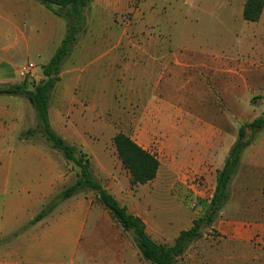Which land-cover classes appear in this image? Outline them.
Listing matches in <instances>:
<instances>
[{
  "label": "crops",
  "instance_id": "1",
  "mask_svg": "<svg viewBox=\"0 0 264 264\" xmlns=\"http://www.w3.org/2000/svg\"><path fill=\"white\" fill-rule=\"evenodd\" d=\"M137 1L138 5L134 6ZM156 1L90 0L84 9L82 32L71 55L63 63L60 80L49 102L50 125L67 143L79 142L82 149H88L90 138L87 139L85 133L88 131L91 135L101 130L100 125H106L101 115L97 120L87 118L79 122L69 118L66 120L65 117L83 106L88 109H106L109 72H105V68L108 61H111L117 71L115 75L122 71L118 63L123 58V48L132 45L133 38L148 45V49L153 50L150 54L159 53L161 60H167V91L175 99L185 101V98L174 92L181 89L185 72H221L220 64L215 61L224 58L202 56L198 61L178 56L165 48L167 20L160 17ZM219 1L208 0V4L196 9L199 12L219 9ZM246 2L226 0L221 6L227 11V18L237 14L243 19ZM127 14L131 15V21L125 20ZM187 15L185 13V20L188 19ZM256 24L259 25L260 35L243 37L238 42L242 58L225 57L232 63L227 72H264V9ZM67 29L65 18L55 15L35 0H0V88L20 85L18 73L27 64H34V76L38 80L42 79V67L48 65L56 54ZM93 52L95 56L92 59ZM239 59L243 62H238ZM86 60H90V63H86ZM165 73L139 72V75L155 83V79H161ZM173 79L175 86L171 84ZM153 90L155 92V89L149 88L139 91L146 94L145 104L151 97L147 93L153 95ZM54 94L57 97L56 114L52 112L51 98ZM167 115V121L172 123L171 119L175 115ZM145 118L149 124L156 122L153 118ZM36 124V111L27 98L0 95V238L29 225L12 243L0 245V264H139L137 259L141 254L135 242V248L125 246L124 237L128 232L123 230L101 203L102 206L95 203L97 200L91 195H75L60 203L42 221L32 224L55 195L75 185L78 179L77 171L73 170L60 152L42 141L25 139L23 133L33 129ZM219 146L215 144L213 147L218 149ZM185 163L194 165L193 170L187 171L182 184L175 190L185 204L195 202L199 208L200 204L206 203V200L199 199V177L205 173L206 177L210 176L214 168L212 165L199 172L195 171L198 161ZM222 167L223 164L215 169L219 171ZM148 185L150 183L139 187ZM250 188L244 186V189ZM104 189L121 206L126 207L130 214L143 222L147 234L153 239L148 230L150 215L147 218L139 209L134 210L122 204V192L114 184ZM258 195L264 198V183H260V191L257 189L256 192L243 194L251 198ZM234 198L232 191L231 199ZM153 199L149 195L139 196L137 202L140 204L141 200L143 209L148 212ZM198 216L188 219L175 212L169 213L167 245L158 244L173 247L181 232L190 230L194 221L202 217L200 214ZM116 225L120 226L119 232ZM194 245H202L196 257L202 258L204 264H264V214L227 213L224 209L203 237L189 247L184 255L187 261ZM129 253L133 256L130 257ZM134 256L136 260H133Z\"/></svg>",
  "mask_w": 264,
  "mask_h": 264
},
{
  "label": "rangeland",
  "instance_id": "2",
  "mask_svg": "<svg viewBox=\"0 0 264 264\" xmlns=\"http://www.w3.org/2000/svg\"><path fill=\"white\" fill-rule=\"evenodd\" d=\"M207 1L158 0L156 6L162 20H167L165 48L178 56L198 61L202 56L224 58L215 61L220 64L221 72H185L181 89L174 91L185 98V101L175 99L167 91V60H161L159 53L150 54L153 50L148 49V45L133 38V44L123 48L124 55L118 63V66H122V71L115 75L117 71L111 61H108L105 68V72H109L106 109H88L83 106L65 117L66 120L69 118L79 122L80 119L87 118L97 120L101 115L100 118L106 125H100L101 130H96L91 135L88 131L85 133L87 139L90 138L88 149H82L79 142L68 143L76 148V156L80 157L81 151L84 159L90 160L92 175L103 188L114 184L116 189L122 192V204L125 203L134 210L139 209L145 217L150 215L148 230L157 243L165 245L169 213L175 212L188 219L198 218V214L203 216L206 213L209 208L207 201L216 186L218 171L215 168L222 164L224 166L229 150L237 140L239 129L264 115V72H227L232 63L225 59L237 56L242 58L239 40L250 35H260L259 25L248 23L237 14L227 18L228 13L221 6L226 0L219 1V9L197 11L196 8L208 4ZM138 3L135 2L134 6ZM185 13H188L186 20ZM124 18L131 21L130 14ZM92 54L93 59L95 53ZM240 60L238 62H243ZM88 62L90 63V60H86V63ZM139 72L166 73L161 79L156 78L153 83L151 79L139 75ZM19 82L20 85L26 82L27 87L32 89V83L39 80L33 77L21 79ZM175 83L173 79L171 84L175 86ZM145 88L155 89L153 95L147 93L151 97L146 104V94L139 92ZM56 100V95H52L54 114L57 113ZM167 114L175 115L171 119L172 123L167 121ZM145 117L153 118L156 122L149 124ZM36 126L37 124L34 128ZM84 127L87 129V126ZM119 133L129 136L160 161L158 176L148 187L131 185L130 174L122 165L113 142ZM35 141L46 144L40 137ZM215 144L220 145L218 149L213 147ZM186 161H198L195 171H203V168L212 165L214 168L210 176L206 177V173H203L204 175L199 177V199L206 200L204 205L198 206L199 208L185 204L175 190L182 184L187 171L193 170L194 165H186ZM69 164L79 175L80 169L72 162ZM260 183H264V129L254 135L253 142L243 153L240 168L231 184V196L233 191L235 198L231 199L230 196L225 211L264 214V198L259 195L255 198L243 196L246 192L253 193L257 189L260 191ZM245 185L251 188L244 189ZM80 194L91 195L97 200L95 203L100 204L94 191L89 189ZM147 195L154 198L148 212L143 209L141 200L140 204L137 202L139 196ZM49 203L50 201L46 207ZM28 227L29 225H26L17 232L0 238V245L12 243ZM115 228L119 232L120 226L116 225ZM207 230L208 228L203 232ZM124 243L126 247L135 248L131 233H125ZM199 246L202 245H194L188 261L184 256L178 260V264H204L202 258L196 257V252L201 250ZM132 256L131 254L130 257ZM133 260H136L135 256ZM137 261L139 264H148L141 256Z\"/></svg>",
  "mask_w": 264,
  "mask_h": 264
},
{
  "label": "trees",
  "instance_id": "3",
  "mask_svg": "<svg viewBox=\"0 0 264 264\" xmlns=\"http://www.w3.org/2000/svg\"><path fill=\"white\" fill-rule=\"evenodd\" d=\"M35 1L46 6L55 15L67 20V34L48 65L42 67L43 77L39 82L32 83V89H29L24 82L22 85L0 88V95L27 98L36 111L37 126L25 132V139L40 137L52 149L60 152L66 161L74 163L80 169V173L75 185L55 196L47 207L45 205L32 224L42 221L63 201L90 189L97 194L99 202L109 211L123 230L133 235L136 247L145 262L148 264H177L189 247L203 237L204 229H209L214 225L228 204L231 196V184L240 168L243 153L253 142L254 135L264 129V115L239 129L237 140L231 147L223 168L217 173L215 192L206 213L194 221L190 230L181 232L173 247L160 245L147 234L143 222L130 214L126 207L121 206L95 180L90 169V160L84 159L81 151L79 152L80 157L76 156V148L57 135L50 125L49 102L51 93L60 80L63 63L71 55L78 42L84 25V9L90 0ZM263 9L264 0H247L243 11L244 21L248 23L258 22ZM113 142L122 165L130 174L133 187L149 184L157 178L160 161L154 154L142 148L124 133L117 134ZM17 235L16 233L15 236Z\"/></svg>",
  "mask_w": 264,
  "mask_h": 264
},
{
  "label": "built area",
  "instance_id": "4",
  "mask_svg": "<svg viewBox=\"0 0 264 264\" xmlns=\"http://www.w3.org/2000/svg\"><path fill=\"white\" fill-rule=\"evenodd\" d=\"M35 70V65L34 64H27L24 68H22L20 71H19V77L21 79H24V78H33L35 77L33 72ZM192 206L193 207H196L197 206V203L195 202H192Z\"/></svg>",
  "mask_w": 264,
  "mask_h": 264
}]
</instances>
